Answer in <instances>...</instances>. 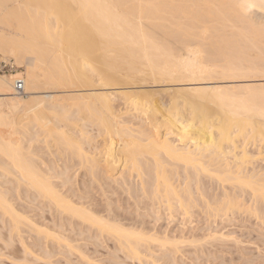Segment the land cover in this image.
<instances>
[{"label":"bare ground","instance_id":"1","mask_svg":"<svg viewBox=\"0 0 264 264\" xmlns=\"http://www.w3.org/2000/svg\"><path fill=\"white\" fill-rule=\"evenodd\" d=\"M24 1L22 0L21 2V0H0V50L6 49L10 52H14L15 50L21 49L24 46L23 42L25 43L26 39L28 38L32 39L33 37H36L37 38L36 47L40 50L42 58L41 60L40 59L37 60L35 69L27 71V87H28L27 94L39 95L42 93L41 91L43 89L45 90L47 88L48 89L51 88V90H53V92L56 94L45 95L46 93L44 94L43 92L42 93L43 95L40 96L36 95L37 97L34 96L35 97L34 100L31 101L30 99L29 101L25 100L22 104L14 99L7 100V97L12 95V92L15 89L13 88V84L15 85L16 80L19 79L22 80V78L17 79V76L21 75L22 73L17 75H12L11 78L0 77V125H2L4 128L5 125L7 126L9 125L10 129L14 127V125L16 126L17 123L15 124L13 120H10V116L12 112L15 113L16 110L20 108L24 113L23 121L25 122L26 120L28 124L27 127H26L27 124L26 125L23 124L24 127L22 126L23 128L26 127L25 130L26 132L24 133L23 138H21V142L24 144V146H22L23 144H20L21 142L20 143L17 142L19 140L18 137H16V139H18L17 141L13 140V136L17 134L16 133L17 131L15 132L14 128L8 131L7 133H5L3 129H0L1 131H4V133L0 132V146L1 143H3L5 145L2 146L8 145L7 146L8 149L10 148L9 149L10 151H7L6 147L1 146L0 151L3 152V150L5 149L6 153L4 154H6V156H8L9 153L8 157L10 158L12 157V159L15 157V159L12 160L14 161L12 163L13 164L12 167L6 164L8 167H10V169L7 168L6 166L5 168L6 171L2 169L1 171L3 172L0 171V231L9 228V219L11 215L13 214L17 216L19 215L18 214L19 208L16 206V203L19 202V204L21 203L20 205L24 209L23 212H25V215L24 214L21 215V219L23 218V216H25L22 221L25 224V225L23 224V227H26V229L24 228L26 236L22 237L23 238L22 241L23 240L30 241L33 240L34 238L35 239L37 238L35 241L38 242V240L42 238V235L43 236L46 235L49 238L47 237L48 239L45 241L48 242V240H50V235H51V238H53L54 240L51 239V242H48V244L49 243L53 244L55 241H57L58 244L61 241V239L60 240L58 239L63 237L62 240L65 239L66 242H64L65 241L64 240L63 241L64 243L62 244H66L68 242L71 243L68 244L70 246H68L67 244L66 245L68 247H71L73 245L72 242L75 240H76L75 242H78V240L83 241V238L85 237H86L85 240L87 239V237L89 240L91 234L92 233L94 234V232L91 233V230H94L96 227H97L96 229H98V227L101 226L99 230L101 229L100 235L102 236V233L106 232V230L104 229H103L104 231L102 230V227L106 226L108 227V229H110L113 232V234H111L112 232L110 231L112 238L115 237L113 235L117 236L116 238L118 240L114 238V241L116 239V245L117 242L118 244L123 242L122 245L126 246V247L125 246L122 247V245L119 246L120 248L122 247L120 251L124 250L127 253V254L124 253L123 256L126 255L127 257V255L130 254L128 255L130 259L134 257H136L134 259L137 258L142 259L144 257L142 256L143 251L141 253L139 252L140 247L142 246H140L137 243L138 242L140 243V241H142V243L144 241L153 242L155 236H153L154 237L153 238L152 235H157L156 237H158L157 233L150 234L151 231L149 230H152L153 232L154 231L153 227L151 226L152 228L148 230L150 232L149 233L144 226L146 230L145 233L148 234L147 236H149L150 234L151 235L150 237L146 236V234L143 232L145 231L144 229L138 231L143 227L137 228V230L136 227L134 228L135 230L131 227L132 230H130L131 228H127L125 227V225L116 222L113 219V217L110 219L107 218V216L105 217V216L97 215V213L95 212L100 210L96 209L94 212V209L93 208L91 209V207L94 206V205L90 206V202H92L91 199L90 202L89 201L86 202L83 198L84 197L83 195L82 197L81 195L76 194L75 192L82 193L83 191L85 192L86 190L90 192V190L93 187L94 188L98 187L97 189L99 188L101 189V187L105 188L106 187L105 184L109 185L108 180L110 179V181H113L115 183V186L121 184V186L118 185L117 188L119 189L120 187L121 188L120 190L124 189V191H126L125 193H127L128 195L131 194L130 196H132V198L135 197L136 200L139 198L137 196L147 198L146 197L147 195L144 196L143 194L145 193L146 190V188L143 187V184H142L143 188H141V182H140L141 179L139 172H138L137 180L140 179V181L138 182L140 185L139 186L140 190L138 188L135 189L134 187L135 181H133L134 173L132 174L133 176L132 177L131 173L128 172V169L130 168L129 166L134 165L135 167V165H137L135 164L136 159L139 158L138 157L136 158V156L134 155L138 153V151L143 152V149L145 150V152L143 153L140 152L143 154L140 155V158H142L141 160L144 159L143 157L145 155H146L145 157H147L149 153L147 158L149 160L153 159L155 162L157 161L158 158V157L156 158V156H158L159 154L153 153V151L155 152L157 150L156 148L160 147L161 144L164 143V145L168 146L170 149L169 152H173L172 150L175 151L176 147L171 146L170 139L168 137L170 136L169 133L163 135L164 140L161 143V141L158 140V138L156 137L157 131L155 132V130L157 129V127H159L157 124H162V122L166 124L167 123L170 124L171 125L170 127H173L172 122H174L175 123L174 125H176L177 127L178 117H175L174 115L179 114L181 112L182 113L185 112L183 111V106L186 107V104L188 102L189 105L187 104V107L188 106L189 107L188 109L186 108L187 113L185 114L184 117H182V121L187 123L185 125L180 126V129L186 131L195 130L199 132L200 131L199 127L201 126L203 128L202 131H204L203 133V136L205 137L204 144L205 142L207 144L206 145L194 144L189 146L186 145V147L182 145L183 148L180 147L179 150H176L177 152L179 151V153H183L184 150L189 155L194 154L193 156H197V157L199 156V158L204 156V153H206L207 157L208 155L210 157L211 155H217L218 157L217 156L215 157H217L220 160L222 159L223 165L226 164L227 166L228 164L229 166L231 165V162H228V159L232 157L234 160L232 164L234 162H237V164L235 163L234 165L235 166L238 165L237 168L238 169L241 168L242 171H243V167L245 169L244 171H246V166H248L247 164H249L250 167L256 164V162L253 163V159L254 161L257 160H255L254 156L252 158V155L250 157L249 156L250 154L248 153L249 154L248 155L247 151L245 152L244 150H242L243 152L241 151L242 152L241 154L240 153L237 154L236 149L235 152H233L234 149H232L233 148L232 146H230L232 148L229 147L227 150L224 149V151L222 152H220L218 149L223 147L222 142L229 141L233 136V133L234 132L237 133V131L240 133L241 132L244 133L245 130H249L251 132L254 131L259 133V135H261L262 138H264V86L256 87L253 84H247L249 82L256 81L255 79H257V77H262V78L264 77V65H263L264 48L262 47L260 48V46L264 47V26L255 24L256 19L251 18L250 16L247 15V10L249 7H255L256 9L260 10L262 14H264V0H40V2L38 0H37L38 2H36V0H34L35 2L32 0H28V3L27 0ZM61 22L64 24V26L63 25L59 26V23ZM236 22L239 23V25L236 27V29L231 30L230 27L232 26L233 23ZM59 30H61V32H59ZM68 33H69L68 36L71 37V39H69V37H68L69 40L67 39L68 40L67 42H69V47L67 52L71 54L69 55V57H71L72 55L73 56L71 57L72 59L71 58L69 59L68 57L67 60H69L70 62L68 63L67 61L68 64L67 63L65 64V62L63 61L59 62V60L56 59L53 60L52 58L54 56H47L46 52H49L51 50H52L51 52H55L57 46L59 47L63 46L62 42L64 41L66 42L65 37H67L66 35ZM254 34L258 35V37L255 36ZM55 35H56V39H60L59 45L57 44L50 45L49 43L43 42L42 40L38 41V39H42V37L48 38V36H50V38L55 40L53 38L55 37ZM251 35H253L254 38ZM247 37H250L252 40L255 39V41L257 40V42L260 41L259 39L262 38L260 43L263 42L262 43L263 45L262 44L260 45L259 42L257 44L255 41H252V43L250 44L251 41L248 42L249 40ZM245 42H248L246 43V45H248L246 46V48L249 47L250 45L252 46V44L255 42L254 44L256 46H254L253 44L254 47L253 46L252 47L256 52L258 49H260L258 55L262 56L260 57L261 59H258L259 57H257L258 55H256L257 59L260 61H255V56H250L251 54L255 55V53H250V54L247 53L248 52L246 51L247 49L245 50V47H243L245 46ZM193 46H196L197 49H192L191 47ZM255 47H257V50L255 49ZM202 53H205V55L208 54L207 57L210 55L212 59L209 56L210 58L208 57L206 58V61H204L205 60L204 58L206 56L204 58H202L201 56H200L201 58L199 57V55ZM249 56L254 58L251 59ZM219 59L221 63L222 61H225V63L223 62V64L226 65L227 72L225 73L226 74L228 73L229 77L231 76L229 79L232 82L229 83H232V86H230L229 88L220 85L221 84L220 82H212V81H210L209 83H200L207 86L198 87V89L197 88L189 89V87H187L188 89L186 87L177 89L174 87V86L178 87L180 85L181 86L187 85L189 82L192 83L196 82V84H198L197 82H204L205 80H207V77L205 79L204 75L209 77L210 73L213 72L212 71L213 68L209 67L208 62L212 60L214 61L216 60L215 62L219 63ZM253 59L254 62L256 63L261 62L262 66H260L261 63H259V65L258 64L255 65L252 62ZM36 70H38L39 72ZM89 72L91 73L93 72L92 75L89 74ZM151 82H152V86L155 85L153 83L156 84L158 83L159 85L161 84L160 86L163 87L161 88L162 90L160 89L161 93L162 92L166 93L164 91H168V92L171 91L172 93L173 91L175 95H177L180 92H189V96H192L194 94L193 99L195 98V96H197L196 94L201 93L200 95L202 97H200L201 99L198 98L199 100L196 99L197 101L195 99L193 100L191 97L189 98L188 93H187L188 98L185 97L184 99L182 97L183 100L182 99L180 100L182 103L180 101H179L180 103H178V105L180 104V106L182 104V109L175 111L179 107L176 109L173 108L174 115H172L173 113L172 114L170 113L172 116H174V120L168 118V116L170 117L169 113L166 112L167 114H163L162 113L163 111L159 109L160 107H158L157 103L156 106V104H154L153 101H150L148 103L146 102V104H150V107H152L151 108L152 110L149 109L151 110L150 111L151 114L149 117L150 119H152V123L156 124L155 127L156 129L154 128L155 130L152 131L151 129L146 128L148 125L150 126V123L149 124L146 123L147 125L144 123L146 122L145 119L143 118L144 116L143 117L140 116L141 118L140 119L136 115L137 113L136 110L138 109V108L136 109V106L139 105V103H141L140 101H143L141 100V97L138 98L139 103L134 104L136 105L135 106L136 110L133 108L131 110L128 109L132 113L131 115V113L129 112L131 117L128 116V113H127L128 116L127 117L125 115L126 114L125 111L127 112V109L125 108L126 110H124V108L121 107L122 106L121 100L124 97H128L129 100L130 96H132L133 98V94H135L134 97H136V94H138L139 96V92L141 90L143 92V88L145 89L144 85L147 84V86H149L148 84ZM183 82L187 84H183ZM40 83H43L44 87H39ZM98 83L99 85H96ZM234 83H243V84H234ZM152 86L150 85L149 89ZM149 89L146 88V90L150 91ZM96 91H100V93L97 92L98 95H96ZM190 92L192 94H190ZM145 95L144 97L142 95V99L143 98L146 99ZM116 98H119L120 100V101L119 100L116 101L118 102V104L114 101V99L116 100ZM124 100H126L125 102L127 103L129 101H133V100L128 101L126 98H124L122 101ZM136 101L135 103L138 102ZM113 103H115L116 105ZM125 104L126 103H124L123 106ZM175 104L172 107H177L176 106L177 104L176 105ZM125 106L128 107L129 104L128 106L127 104ZM6 110L8 111L12 110L11 114H9L10 111L8 112ZM7 112L10 115L9 118L8 115L6 114ZM60 112H62V114L65 113L62 115L63 117L65 115V117L63 118L61 116V119L63 118L69 121V124L66 123L67 121L66 122L63 121L64 123L62 121H59L58 123L62 125L58 126L57 125L58 123L57 124L55 123L57 121V119L55 118L57 117L53 118L55 119L54 121L51 120L50 119L51 117L49 118L48 116L49 120L53 121L58 126V127H53V125L55 124L52 122L53 125H50L52 123L51 121H47L48 119L47 115L48 114L50 115L52 113L58 114ZM67 112H69V114ZM94 112L96 115H99V117L97 116L98 118L96 117L97 119L94 116ZM79 113L81 115H83L84 113L87 114L90 113L89 115H91L92 113L94 118L89 117L91 119H88V121L91 123L87 122L86 119V121L84 120V123L86 122V125L85 124L81 125L79 124V121L81 120L83 121V118L80 116ZM141 113H139V115ZM12 117L14 116H11V118ZM87 117L88 116H86V118ZM212 118H214V120H212ZM59 119L60 117L58 118V120ZM97 120L99 123L97 122ZM137 120L138 122H136ZM82 121L81 123H83ZM43 122H45V125L49 124L50 127L52 126V128H57L55 130L53 129L54 130L53 131L52 128L48 126V128L51 131H53L52 133H54V134L50 133L49 135L52 136L55 135V133H57L56 130H58L56 136H58L59 138L58 137L56 138L60 139V142H55L54 139L52 138V140L54 141V143L51 141L53 145L56 143L63 144L66 142L65 144L67 146L64 144L63 145L60 144V145H62L64 148H67L68 147L67 143L71 139L74 140V142L73 143L69 142L70 143L69 146L71 144H72L71 146H73V144L75 146V143L76 145L78 144L77 145L78 147L75 146V148H78V151L73 146V149L76 150L78 153L76 151H73V149H71L72 148L71 146H70V150L68 149L69 147L67 149L70 152V154H72V151L74 152L73 157L76 160H77L76 157L79 158L77 160L79 161L78 162L79 164H77V161L76 164L73 163L72 160L74 159L73 157H71L72 159L71 158L66 160L63 159L64 158L63 154L66 151L63 154L59 153L58 152L60 150L59 147L61 146L57 147L56 150L55 148L50 149L51 147L50 142H46L49 135H47L46 132L44 133V131L47 130L49 131V129L46 128L47 130H45L44 127L40 126L41 123ZM87 123L91 125V126L89 125V127H91V130L87 129L88 127ZM92 124H96V125L92 126ZM38 125L44 131L42 129H39ZM9 127H7V129ZM59 129L61 130L59 131ZM22 133L20 134L23 135ZM45 134L47 137H45ZM157 134H159V132ZM59 135H61L62 137ZM41 137H44V139L47 138L45 139L46 141H43ZM101 137L104 140L103 144L106 150V153H104V155L106 154L105 156H108V159L110 161L109 162L110 165L108 164V166L112 167V170L110 171H116L117 169L118 170L121 169V172H118L117 170L118 174L120 173L119 174L120 179H115V178L113 179L111 178V176L108 177L107 174H105L108 173L105 172L106 170L104 168V163L107 161V159L105 161L104 158L103 164H101L103 159L102 160L97 159L99 158V156H97L98 151H99L98 155L102 154L99 148L103 141L101 140L102 142H100L98 139ZM49 138L51 137L49 136ZM68 138L69 140H67ZM97 139L101 144L97 142ZM43 142L46 143L44 147L49 149L50 151V154H48L49 153L48 150L46 152L48 154V157L43 156V154L46 155V153H43V151L45 150V148L43 150V146H42ZM190 146L193 149L189 148ZM52 147H56V146L54 145ZM150 147L151 148L154 147V150H152ZM101 148L103 149V147ZM148 148L151 149L150 152H148L149 151ZM161 149L164 148L161 147ZM53 150H55L57 156L56 154H54L55 152L54 153L52 152ZM62 151H64V149ZM169 152L168 154H171ZM10 154L12 156H10ZM59 154L60 155L62 154V156L60 157ZM75 154H77L78 156ZM49 155H51V157L55 156L53 158L56 161H49L50 160ZM64 156L67 157L68 155L67 156L64 155ZM96 156L97 158L95 159ZM44 157H47L49 160ZM56 157L58 159H56ZM170 158L175 161V158L172 156V154L170 155ZM61 159H63V161L65 160V162H63ZM251 161L253 163L252 165L250 164ZM80 162H82V164ZM197 165H199L201 169L203 168L200 164L197 163ZM239 165L242 167H240ZM2 166L5 167V162H2ZM261 166H264V164ZM261 166H260L261 170L264 169ZM4 167L0 166V168L3 169ZM249 168H247V172H246L247 174L243 171L245 175L248 176L249 174L250 176V171L253 172V175H255L254 172L256 168L254 169V171H253V166L251 167L252 170L251 168L250 169ZM201 169H199L200 172L197 171L198 172L197 175L200 174L201 171H203ZM257 169H259V167H257ZM71 170H75L72 172L75 173V174L73 173V175L76 176V178L80 175V177L84 179L83 180L84 184L81 183L82 181L81 182L79 181L80 184H77L78 181L76 180V178L72 174H70ZM131 170L133 169L131 168ZM149 170L150 168L147 171ZM205 170L206 169H204V171ZM156 171H158V169ZM232 171H234V169ZM259 172L261 176H263L261 178L264 179V173H261V171ZM182 173L186 174L187 171ZM238 173L237 174L235 173L237 175L236 177L240 176V175L238 176ZM244 173L241 174L244 175ZM255 173L257 174L258 172ZM143 174L144 173H142L141 175ZM146 174L150 175V172ZM193 174H195V171L193 172ZM71 175L73 176L72 178H74V180L71 179ZM258 176L260 177L259 173L256 177ZM185 177H187V174ZM256 177L252 178L251 175L252 178L251 181L254 182L253 179H255ZM188 179L189 177H187V179L185 178L186 181ZM193 179L191 182H193ZM239 179L241 178L239 177ZM147 180H145V184H147L146 183ZM155 180L156 182L153 181V183H155L154 184L155 187L153 188L156 187L157 188L152 189L151 186H153V184L150 185V188L152 190H156V192H154L153 194L157 196V194L159 193L157 192V189L160 185L158 186L157 178ZM258 180L261 181L259 183H264L262 182L261 179ZM71 181H73L72 183L76 182L74 184L79 185L82 187V189L85 188L86 190L85 189H83V191H81V189L75 190L74 186H73L74 189L71 188L72 187V185L70 184ZM142 181H144V179ZM195 181L199 182V179ZM251 181L246 182L245 180L244 183L247 184L246 185L244 184L245 186L243 184L241 185L245 188L246 186L249 188L248 185L250 184L248 183L249 182L251 183ZM150 182L152 183V180ZM187 182H184V184ZM255 182L258 183L257 180ZM197 183L195 185L200 184ZM81 184H83L84 187ZM137 184L135 185L136 187H138ZM164 185L163 186L166 188L165 190H167V187L170 189L171 192L170 194L172 195V197L176 196V198L177 197L179 198L180 197L179 194L181 195V193H183L184 195L186 194L187 197L186 195L181 196L179 200L186 199L185 200L186 204L189 203V201L191 202L194 201L195 194L193 195L192 186L190 184L189 185L191 186V188L187 190L185 189L186 190L185 193L183 191L184 189L182 190L183 192L181 193L178 192L176 189H174L173 188L174 184H171V182L169 183L165 182ZM262 185L263 187L259 186V189L261 188L263 191L264 184ZM147 186L149 187V185ZM201 187H199V185L196 186L197 190L199 188L201 189ZM66 188L69 189L67 190ZM238 189L236 188L235 190H237V192H240L241 190ZM152 190L151 192H153ZM224 190H226L225 187ZM251 190H253L254 192L256 191L253 188ZM226 191L228 192L229 190ZM214 192H216L215 186H214ZM244 192L246 191H243V193ZM196 194L199 195L198 191ZM222 194H220V196H222ZM235 194H239V193H235ZM244 195L246 194L244 193L243 196ZM252 195L249 196L251 197L249 200L247 198V202L242 200L244 204L241 201V199L243 198L241 197L236 198V199H240V198L241 199L234 200L233 202H231L232 204L231 207L235 209L237 208L236 210H240V211L244 210L246 211L247 214L249 213L250 215L255 216L256 217L255 219H257V217L259 219L261 216L262 218H264L263 216L264 196H262L264 195V193H259L257 196L255 193ZM158 196L161 197V194ZM200 196H201L200 198H202L203 195L200 194ZM224 196L226 195L224 194ZM178 198L176 200H178ZM164 200L167 201L166 198L163 199V202ZM197 200L198 199L196 198V201ZM35 201L38 203V205L42 204L41 207H39L37 203H35L40 208L39 210L37 206H36L37 210H35L34 208ZM156 202H158V200H156ZM159 202L162 203L160 199ZM199 202L201 203V201ZM245 203H249V206L247 204L246 206ZM179 204L180 206L178 207L181 208V205L183 206L184 203H178V205ZM197 205L195 204L194 207H196ZM31 207H33L35 212L36 211L38 212L40 210L45 212L48 209L49 211L47 210V212L51 214L50 219L45 218V216L41 219L36 217V219L38 218L39 220L34 219L35 217L31 213L34 214L35 212L34 211L31 212L32 209ZM41 211L39 213H42ZM44 212L42 213V215H38V216L40 217L43 216ZM115 216L118 217L117 215ZM137 223L135 225H138ZM95 224L99 226H96ZM91 227L93 229H91ZM42 230H45V232H43ZM99 230H97L98 236H99ZM23 232L24 231H22V233ZM48 232L49 233L52 232V233L49 234ZM140 232H143L144 235L143 233ZM154 232H158V231H154ZM24 234H22L21 236H23ZM72 234L75 235L76 237L75 236L71 237ZM85 234H88L89 236H83ZM105 234H107L108 236L107 232ZM162 234L163 235L159 233V236H161V238L166 237L167 239L165 238L163 241L159 237L158 239L156 238L155 239L157 240L158 244L160 241L161 244L164 242L165 246H167L166 245L167 242H165L166 240H168L167 233L165 237H163L164 233ZM46 236L43 237V239H45ZM93 236L92 238L97 237V236L94 237ZM54 237L55 238L57 237V239H55ZM80 237L83 238L81 239ZM72 238H74L72 242H69V240L71 241ZM92 238L91 240H93ZM156 240H154V244ZM10 241H11L10 243L14 242L12 239ZM40 241L41 240H39V243ZM105 241L108 242L109 239L108 241L107 240ZM172 241L170 242L169 240L167 244L169 245L170 243L171 244L170 246H173L174 244L175 247L174 246L173 247L175 248V250L173 252L168 250L167 255H169V253L171 255V252L174 254L175 252L176 254L177 253L179 254V252H181L180 247L184 245L182 240L181 242L179 240H177V242L175 241L176 243L179 244H175L173 243L174 241L173 242ZM22 243H24V246H26L25 245L26 242H22ZM187 243L190 242L188 241ZM196 243L197 242H194L193 244L195 248L197 247L195 246ZM41 244L43 243H40V245ZM46 244L47 243H45V245ZM59 244H61V242ZM165 246L162 245V247L165 249L169 248ZM125 248L127 250H125ZM146 248L149 249L148 246H146ZM78 249L80 250V253L83 252V251L81 252L80 247L74 250L76 251ZM143 249L145 250V248ZM28 250L29 249L25 251ZM47 253L45 255L51 254V253L50 254ZM149 253L151 252L149 251ZM114 254H116V252ZM85 255L86 254L84 253L83 258ZM116 256H118V254ZM148 256H152V255H147V260H149ZM87 257L88 255H86V259ZM128 259H123V260H128Z\"/></svg>","mask_w":264,"mask_h":264},{"label":"rangeland","instance_id":"2","mask_svg":"<svg viewBox=\"0 0 264 264\" xmlns=\"http://www.w3.org/2000/svg\"><path fill=\"white\" fill-rule=\"evenodd\" d=\"M32 1H34V0H32ZM32 1H30V2H32ZM38 1L40 2V0H38ZM38 1L36 0V2H38ZM21 2H22V0H21ZM27 3H28V0H27ZM247 15L250 16L251 18H255L256 19L255 24L264 26V14H262V12L260 10L256 9L255 7H249L248 10H247ZM62 25L64 26V24L62 22L59 23V26H62ZM238 25H239V23H237V22L236 23H233L232 26L230 27V29L231 30H234V29H236V27ZM62 29H63V27H62ZM59 32H61V30H59ZM68 35H69V33L66 35L67 37H65L66 38V42L65 41L62 42V45L63 46H61V47L57 46V45L60 44V39H56V35H55V37H53L55 40H53L52 38H50V36H52V35H50V36H48V38L47 37L46 38L45 37L43 38L41 36L42 39H38V41L39 40H42L43 42H47L50 45L51 44H57L56 45L57 46L56 47V51L55 52H51L52 51L51 50L49 52H46V55L47 56H54L52 58L53 60L56 59V60H59V62H62L63 61L66 64L67 61H68V63L70 62L67 59H68L69 55H71V54H69L67 52L68 51V47H69V42H67V41L69 39H71V37H69ZM254 35L258 37V35H256V34H254ZM247 36H250V35H247ZM251 36L253 37V35H251ZM68 37H69V39H68ZM247 38L249 40L248 42L251 41L250 44L252 43V41H255V39L252 40L250 37H247ZM261 39H259L260 40V41H258L259 43L261 42ZM36 42H37V38L36 37H33L32 39L31 38H28V39L25 40V43L23 42L24 46L21 49L15 50L14 52H10V51H8L6 49L5 50H0V61L5 62L6 64L9 65V70L7 72H0V77H8V78H11L12 75H17V74H21L22 73L21 75L17 76V79L18 78H22V80L24 81V84H25V86H24L25 87L24 92L18 93L14 89V91L12 92V95H10V96L7 97V100L14 99V100H17L19 103L22 104L25 100L26 101H29V99H30V101L31 100H34V98H35L34 96L37 95V94L36 95H34V94L33 95L27 94V89H28V87H27V71L28 70L35 69L37 60H39V59L41 60V58H42L41 53H40V50L36 47ZM248 42H245V46H243V47H245V50L247 49L246 51H248L247 52L248 54L255 53V55H253V54L250 55V56H255V61H260L258 59H261L260 57H262V56L258 55L260 49L257 50V47L259 45L257 47H255V49L257 50V52L253 48L254 46H256L254 44L255 42L258 44L257 40L253 43L254 46L252 44L253 47L249 44L253 49L250 46L246 48V46H248V45H246V43H248ZM262 43H260V45ZM243 45H244V43H243ZM261 47L264 48L263 46H260V48ZM191 48L192 49H197L196 46H193ZM207 55H205V53H202V54L199 55V57L201 56L202 58H204L206 56L204 58L205 60L203 59L204 61H206V58H208L210 56L209 55L207 57ZM256 55H258L257 56V57H259L258 59H257ZM71 57H69V59ZM250 58L252 59L254 57H250ZM211 59H212V57H211ZM212 61L215 62L216 60L215 61L212 60ZM212 61L208 62V65H209V67H212L213 68V70H212L213 72L210 73V76L209 77L204 75L205 79L207 77V80H205L204 82H197L198 84H196V82H193L194 84L192 82H189L188 84L185 83V82H183V84H187V85H182V86L180 85L178 87H176V86H174V87L177 88V89L178 88H184V87H186V88L189 87V89L190 88L191 89L192 88L193 89H195V88L198 89V87H206L207 86V85L200 84V83H209L210 81H212V82H220L221 83L220 85H222L224 87H228V88L230 86H232V83H229V82H232L229 79L231 76L229 77L228 76L229 74L228 73L227 74L225 73V72H227L226 71V65L223 64V62L225 63V61H222V63L220 62V59H219V63H216V62L213 63ZM217 62H218V60H217ZM252 62L255 65L256 64L259 65V63H261V62H259V63L258 62L257 63L254 62V59L252 60ZM215 65H217V66H215ZM214 66H215V68H214ZM260 66H262V63H261ZM36 71H38V70H36ZM92 73L89 72V74H91V75H92ZM38 74H40V73H38ZM263 78L262 77H257V79H255L256 81L249 82L247 84H253L256 87H258V86H264V79ZM258 79H259V81H258ZM13 80H14V78H13ZM153 84H155L157 86H155V85L152 86V82L148 84L149 86H147V84H145L144 85L145 86V89L143 88V92L140 89L141 91L139 92V96H138V94H136V97H134L135 94H133V98H132V96H130L129 97L130 98L129 100H133V101H129L128 100V97H124L130 103L129 102L128 103L125 102L126 100L122 101L124 98L121 100V102H122L121 103V105H122L121 107H123L124 110L127 109V112L125 111V113H126L125 115L127 116V113H128V116L131 117L130 116V113H131L130 110L132 108L135 109V106L136 105H134V104H138L139 103V99L138 98L141 97V100H143V101H140L141 103H139V105L136 106V109L138 108L137 110L135 109L137 111L136 115L139 118H140V116L141 117L144 116L143 118L146 121L144 123L145 124L146 123H148V124L150 123V126L148 125L146 127V125H147L146 124L145 127L148 128V129H151L153 131V130L156 129L155 128L156 127V124H153L152 123V119H150V117H149L150 114H151L150 111L152 110L151 109L152 107H150V104H146V102L148 103L150 101H153L154 104H156V103L158 104V107H160L159 109L161 111H163L162 112L163 114L169 113L170 117L167 115L169 119L174 120V116L175 117H178V120H177L178 122L176 121L178 123L177 124V127H176V125H174L175 124L174 122H172L173 123L172 124L173 127H170L171 126L170 124L167 123L168 124L167 125L166 123H163V122H162V124H157L160 128L157 127V129L155 130V132L156 131H157V133L159 132V134L156 133V135H157L156 137L158 138V140L161 141V143L164 140L163 135L169 133L170 136H168V137L170 139L171 146L172 147H176V149L173 148V149H175V151L176 150H179L180 147H182V148H183V146L186 147V145L189 146V145H194V144H201V145L204 144L205 137L203 136L204 131H202L203 128L201 126L199 127V130H200L199 132H197L195 130H188V131H186V130H181L180 129V126L185 125L187 123V122L182 121V117H184L185 114L187 113L186 112L187 111L186 108L188 109L189 106L187 107V104L189 102L186 104V107L183 106V111H185V112H183V113L181 112L179 114L174 115V109L173 108L176 109V108L179 107L175 111H178V110L182 109V104L180 106V104L178 105V103L181 102L180 101L181 99L183 100V98L185 99V97L188 98L189 92H180L177 95H175V93L173 91H172V93H173L172 94L171 91L168 92V91H164L163 90L166 93H163V92L161 93V90H162L161 88H163L162 86H160L161 84L160 85L158 83L157 84L156 83H153ZM234 84H243V83H234ZM96 85H99V83L96 84ZM150 85L152 87L149 89ZM158 85H159V87H158ZM234 86H236V85H234ZM39 87H44L43 83H40L39 84ZM13 88H14V84H13ZM146 88L149 89L150 91L146 90ZM199 89H201V88H199ZM34 91H37V90H34ZM144 91H145V93H144ZM152 91H154V92H152ZM41 92L42 93L44 92V94L46 93L45 95H48V94L49 95H54V94H56V93L53 92V90H51V88L50 89L47 88L45 90L43 89ZM97 92L100 93V91H96V95H98ZM108 92H111V91H108ZM42 93L39 94V95H37V96L43 95ZM187 93H188V96H187ZM179 94H181V95H179ZM190 94H192V93L190 92ZM200 94H196L197 96H195L194 99L195 100L196 99L197 100L201 99L200 97H202V96ZM100 95H102V94H100ZM142 95H143V97L145 95L146 99L145 98L142 99ZM177 96H178V98H177ZM190 97L193 99L194 94L192 96H189V98ZM134 98H136V99H134ZM174 98H175L176 101L174 100ZM118 100H119V98H116V100L114 99L115 102L118 101ZM147 100H149V101H147ZM135 101L137 103H135ZM173 102H175L177 105L175 103H173ZM116 103L118 104V102H116ZM124 103H126L127 106L129 104V106L126 107L125 106L126 104L123 106ZM113 104H115V103H113ZM157 104H156V106H157ZM174 104L177 107H172V106H174ZM205 104H206V102H205ZM210 106H212V105H210ZM210 106H209V108H210ZM88 107H90V106H88ZM128 109H130V110H128ZM149 109H151V110H149ZM6 111H8V110H6ZM9 111H8L9 114H11L12 110H9ZM8 112L6 114L8 115V118H9L10 115L8 114ZM15 113L12 112L13 115L11 114V116H14L15 118L14 117L11 118V116H10V120H13L14 123L15 124L17 123V124H16V126L14 125V127H12L11 129L14 128L15 132L17 131L16 132L17 134H15L13 136V140L14 141H17L19 139L17 142L20 143L21 142V138H23L24 133L26 132L25 130H26V127L28 126V124H27L26 120H25L26 123L23 121L24 120V117H23L24 113H23V111H22L21 108L18 109V110H16ZM60 113H61V115H60ZM60 113H58V114L55 113L56 115L54 113H52L50 115L48 114L47 115V118L49 116V118L51 117L50 119L51 120H54V121H55V119H57V121L55 122L56 124L59 121L66 122L67 120L63 119L65 117V115H64V117L62 116L65 113H63V114H62V112H60ZM67 113L69 114V112H67ZM92 113H91V115H89L90 113L89 114L84 113L86 115H84V114L81 115L79 113L80 116L83 118V121L81 120L83 123H81V121H79V124H81V125L82 124H85L86 125V122L84 123V120L86 121V119H87V122H89L88 119L94 118V116H95V118L97 116L99 117V115H96L95 112H94V116H93ZM139 113H141V114L139 115ZM170 113L171 114L173 113L172 115H174V116H172ZM131 115H132V113H131ZM61 116L63 117L62 119H61ZM86 116H88V117L86 118ZM135 116H133V117H135ZM55 117H57V118H55ZM59 117H60V119L58 120ZM89 117H91V118H89ZM49 118L47 119V121H51V120H49ZM53 118H55V119H53ZM150 120H151V122H150ZM212 120H214V118H212ZM47 121H45V122H47ZM90 121H92V120H90ZM181 121H182L183 124L181 123ZM45 122H43V123H41V125L40 124L39 125L42 126V127H44L45 130H47V129H49L48 128L49 124L48 125H45ZM52 122L53 121H51V123ZM97 122H98V120H97ZM136 122H138V120ZM53 123L50 124V125H53ZM66 123L69 124V121H67ZM89 123H91V122H89ZM179 123H180V125H179ZM23 124H25V125L27 124L25 128H23L24 127ZM56 124L53 125V127H58L59 125H62V124L58 123L57 124L58 126H57ZM96 124H92V126L93 125H96ZM39 125H38V128L39 129H42V128H40ZM87 125L89 127L90 124L87 123ZM153 125H155V126H153ZM1 126L2 125H0V129H3L5 131V133H7L8 131L11 130L10 127H9V125L8 126L5 125V128L3 126L2 127ZM6 126L9 127L8 128L9 130L7 129ZM174 126H175V128H174ZM88 127H87V129L91 130V127H89V128ZM50 128H52V126ZM53 129L55 130L57 128H52V130ZM60 130L61 129H59V131ZM4 131H1L0 130V132H3V133H4ZM53 131H51L49 129V131L48 130L47 131H44V133L46 132L47 135H49L50 133L51 134H54V133H52ZM245 131H244V133L243 132L240 133L238 131H237V133L234 132L233 133V136H232L233 138L231 137V139L229 141L222 142V146L223 147H221L218 150L220 152H222V151H224V149L227 150L230 146H232L233 148L232 147H230V148L234 149L233 152H235V149H236V153L237 154H239V153L241 154L243 152L242 150H244L245 152L247 151V154L249 153L250 155L249 154L248 155L250 157L252 155V158L254 156L255 160H257V161H254V159H253V163L256 162V164L252 165L253 164L252 161L250 162V164L253 166V171L256 168L255 169V172H258L259 175H260V177L259 176L256 177L258 175V173L256 174L254 172L255 175H253V172H251V171H250V176H249V174H248V176L245 175V173L247 172V168H249L250 165L247 164L248 166H246V171H244L245 169L243 167V171L245 172L244 173L242 171V169L240 168V167H242V166H240L241 164L239 165L240 166L239 167L240 169L237 168L238 165H236V166L234 165L235 163L237 164V162H234L232 164V162L234 161L232 157L228 159V162H231V165L229 166V164H228V166L230 167V169L234 167L233 168L234 171H232L233 169L230 170L229 167L226 164L223 165L222 159L221 160L218 159L217 158L218 157L217 155H211V157L208 155V157H210V158L213 157L212 159H210V158L207 157L206 153H204V156H202L200 158H199V156L198 157L197 156H193L194 154H192V155L190 154L189 155L184 150H183V153H179V151L178 152L177 151L175 152L174 150H172L174 152L173 153V152H169L170 151L169 147L166 146V145H164V143L161 144L160 147H157L156 148L157 150L155 152L153 151V153H157V154L160 155V156L159 155L156 156V158L158 157L156 162L153 159L149 160L147 158L148 155H149L148 152H150L151 149L154 150V147L153 148L150 147L151 149L148 148L149 151L146 150V151H148V152H146V153H148V155H147V157H145L146 156L145 155L143 157L144 158L143 160H141L142 158H140V155H143L142 153L145 152V150L143 149V152L140 151L142 153H140L138 151V153H136L134 155V156H136V158L137 157L139 158V159H136V163L135 164H137V165H135V167H134V165L133 166H129L130 168L128 169V172L131 173V176L134 173L133 174L134 177L133 176L132 177L134 179L133 181H135L136 184L141 179V181H140L141 182V188H143V187L146 188L145 193H143V194H144V196L147 195L146 196L147 198L141 197V196H137V197H139L137 200H136L135 197H134L135 199L132 198V196H130L131 194L128 195L127 193H125L126 191H124V189L120 190L121 189L120 187H119V189L117 188L118 185L121 186V184H118L119 182L117 183L118 185L115 186V183L113 181H110L109 178H108L109 179L108 180V182H109L108 184L110 186L107 185V184H105L106 187L105 186H104L105 188L101 187V189L100 188L97 189L98 187H96V188L93 187L91 190L94 191V192H92L90 189H89L90 190V192H89L85 188H83V189H85L87 191V192L86 191L84 192L81 186L74 184L77 181H78L77 184H80L81 181H82L81 183H83V180L84 179L81 178L80 175H79L77 177L79 179L78 180L76 178V176L73 175L74 172H72V171H75V170H71L72 173L70 172V174H72L76 178V180H77V181L75 180L76 182H74V183H72L73 181H71V183H70L72 185L71 188L74 189V187H75V190L81 189V191H83L82 193L81 192L80 193L79 192H75V193L76 194H79L81 196L83 195L84 197L83 196L82 197L84 198V200L86 202L87 201L90 202V199H91L92 202H90V206H93L94 205L93 207H91V209L93 208L94 209V212H95L96 209L101 211V212L100 211L95 212V213H97V215H101V216H105V217L107 216V218H110V219L113 217V219L116 222H119V223L125 225V227H127V228H131L132 227L134 229L136 227V230H137V228L143 227V228H141L138 231H141L143 229L145 230V228L148 231L149 229H151L153 227L154 231H158V232H154V231L152 232V230H149V231H151V233L149 231L148 232L150 234H154V233L156 234L157 233L158 234V237L160 239H162V241L166 238L165 236H166V233H167L168 240L165 241L167 243L169 242V240L171 242L173 240V238H174V240H173L174 242L173 241L172 242L175 243V244H179V243H176L177 240H179L180 242L182 240L184 245L181 244L182 246L181 245H180L181 247L179 246L181 248V252H179V254L178 253L176 254V252H175L176 255L174 253H172L175 250L174 244H173L174 247L173 246H170L171 245L170 243H169V245L166 243L167 246H165L164 242L161 244L160 241H159V244H158L157 243V240H156V239H158V237H156L157 235H152V237L155 236V238H156L155 239L153 237L154 240H156L155 241V244L157 243L156 245L154 244V240H153V242L152 241L151 242L144 241L147 245L144 242H143L144 243L143 244L142 241H140V243L139 242L137 243L140 246H142V247L139 246L140 247V251L139 252L141 253L143 251V255L142 256H144L146 259L144 257L142 259L141 258L134 259V258H136V257H134V258H132L133 259L132 260V259H130L128 257V255H130V254L127 255V257L129 258L128 259L126 257V255L123 256L124 253H126V251H124V250L120 251V249H122V247H124L125 245L123 246L122 245L123 242L120 243V241H119L120 244H118V242H117V245H116V239H117L116 237L117 236L116 235H113V236H115L114 238H116L115 241H114V238H112V236H111V234H113V232L110 229H108V227H106V226L102 227V230L103 229L106 230V232L108 233V236H107V234H105L106 232L105 233H102V236L100 235V230L101 229L99 230V228L101 226L98 227V229H96L97 227L96 228L94 227L95 229L94 230H91V233L94 232V234L93 233L92 234L90 233L91 234V237H89V240L90 241L88 240V237L86 239L87 241L85 240L86 237L85 238L80 237L81 239L83 238V241L82 240H78V237H79L78 236L77 237L78 242H75L76 240L72 242V240L74 238H72L71 241L69 240V242H72V244H73L71 247H68V246H70L68 244H71V243H68L67 242L66 244L68 246L66 244H62L64 242H66L65 239H64L65 241L62 240L63 237H61V238L58 239V240L61 239V241H60L61 244H59L60 243L59 241H58L59 242L58 244H57V241H55L53 244L52 243H49L48 244V242H51V239L54 240L53 238H51V235H50V240H48V242L45 241V240H47L49 237L45 235L46 238L43 239V237H45V236L42 235V238L39 239V240H41L40 243H43L41 245L39 243V240H38V242L35 241L37 238L36 239L34 238L33 239L34 241L33 240H30L31 242L30 241H27V240H25V241L23 240L22 241V239H23L22 237L26 236V233H25L26 227H23L24 222L22 221L25 216H23V218L21 219V215H23V214L25 215V212H23L24 209L20 205L21 203L19 204V202L17 201L18 203H16V206L19 208V211H20V212L18 211V214L19 215L18 216L17 215H14V214L11 215L10 216V219H9V228L0 231V264H122V263H124V264L125 263L126 264H264V218H262V216H261L258 219V217H257V219H258L257 220V219H255L256 218L255 216L250 215L249 213L247 214L246 211H244V210H242V211L236 210L237 208L235 209V208L231 207V205H232L231 202H233L234 200H240L241 198H243V199H241V201L244 200L245 202H247V198H248V200L251 198V197H249L250 195H252V194L255 193L256 196H257L259 193H264V189H263V191H262L261 188L259 189V186L263 187L262 184H264V183H259L261 181L258 180V179H261V180L263 179V178H261L263 176H261V174H260L259 171H261V173H264L263 172L264 169L261 170V168H260V166L264 164V162H263L264 161L263 160L264 159V155H263L264 154V138H262V136L259 135V133H257V132H254V131L251 132L249 130H245ZM56 132L58 133V130H56ZM20 133H22L23 135H21ZM57 133H55V135H53V136L52 135H49L51 138H49V136H48V139L45 138V139H47V141L44 139V137H41V138L43 139V141L50 142V144H51V145L49 144L51 146L50 149H54L55 148V150H56L57 147L61 146L62 148L59 147L60 150H61V152H60V150L58 152L63 154L66 151L63 154V157L64 158L63 157L62 158L65 159V160L66 159H70L71 157H73V153H74L73 151H76V150L73 149L74 144H73V146H71L72 145L71 144L70 146L72 147L71 149H73V151H72V154H70V152L68 151V149L70 150V146H69L70 143L69 142L73 143L74 140L71 139L72 140L71 141V140H69V138L67 139V140H69L68 143H67L68 144V147H69V148L67 147L68 149L67 148H64L62 146L63 144L66 145L65 144L66 142L63 143V144L62 143H56L57 145L58 144L59 145L57 146L56 144H54L56 147H52V146H54L53 145L54 141L55 142H60V139H58L59 137L56 136ZM46 134H45V137H47ZM59 136H61V135H59ZM16 137H18V139H16ZM56 137H58V138H56ZM52 138L54 139V141L52 140ZM63 139H66V138H63ZM98 139H99L100 142L103 141L102 144L98 141ZM98 139H97V142H99L101 144L99 149H100V152L102 154L100 153L101 155H98L99 154V151H98L97 156H99L100 159L97 158V156L95 157V159L96 158L98 160H102L103 159L102 160V163L99 161L101 164L104 163V158H105V161L107 159V161L104 163V168L106 170L105 172H108V173H105V174H107L108 177L111 176V178H113V179L114 178L115 179H120V176H119L120 173L118 174V172H121V169H119V170L117 169L118 172H117V170L116 171H110V170H112V167L111 166H108V164L110 165V163H109L110 161L108 159V156H105L106 154L104 155V153H106L105 146L103 144L104 143V140H103L102 137L101 138H98ZM56 140H58V141H56ZM63 141H66V140H63ZM20 144H23V143L21 142ZM45 144H46L45 142L42 143L43 150L45 148L44 147ZM60 144H62V145H60ZM206 144L207 143L205 142L204 145H206ZM2 145H5V144L1 143V146ZM77 145L75 143V146L76 147H78ZM1 146H0V149H1ZM7 146L8 145L2 146V147H6L7 148L6 150L7 151H10L9 150L10 148L8 149ZM22 146H24V144ZM75 146H74V148H75ZM101 147H103V149ZM161 147L164 148V149H166V150L161 149ZM189 148H192V147L190 146ZM63 149H64V151H62ZM75 149H77V151H78V148H75ZM145 149H147V148H145ZM45 150H44L45 152L43 151V153H46L47 150L49 151V149H47V148H45ZM55 150H53L52 152L54 153ZM67 152L70 154V156H69V154ZM168 152L172 154V156L175 158V161L172 160L173 159L172 157H171L172 159L170 158V155L171 154H168ZM180 152H182V151H180ZM4 153H6L5 152V149L3 150V152L0 151V166L1 167H4V166H2V162H5L4 169L3 168H0V171H1V169L4 170V171H6L5 170V168L7 166L6 164H8L9 166L12 167L13 166L12 163L14 162L12 160L15 159L14 156H13L14 157L13 159H12V157L11 158L8 157L9 156V153H8V156H6V154H4ZM48 154H50V151H49ZM48 154L47 153H46V155L43 154V156H47L48 157ZM54 154H56V152ZM54 154H52V155H54ZM62 154L61 155L59 154L60 157L62 156ZM150 154H152V153H150ZM64 155H66V156L68 155V156L65 157ZM75 155H77V154H75ZM10 156H12V155L10 154ZM56 156H57V154H56ZM150 156H152V155H150ZM215 156H217V157H215ZM47 157H44V158L48 159ZM53 157H55V156H53ZM53 157H51V155H49L50 160L49 159L48 160L49 161H56ZM60 157H59V159H60ZM214 157H215V159H214ZM76 158H77V160L79 159L78 157H76ZM149 158H151V157H149ZM219 158H221V157H219ZM51 159H54V160H51ZM56 159H58V158L56 157ZM63 159H61V160L63 161ZM74 159H72L73 160V163L76 164V161L77 160L76 159L74 160ZM65 160L63 162H65ZM216 160H217V162H216ZM80 161H81V159H80ZM78 162L79 161H77V164H79ZM145 162H148V163H145ZM80 163L82 164V162H80ZM153 163H155V164H153ZM197 163L200 164L203 168L201 169V167L199 165H197ZM218 163H219V165H218ZM3 165H4V163H3ZM106 166H107V168H106ZM231 166H233V167H231ZM255 166L259 167L260 170L257 169V167H255ZM235 167L238 169L239 173H238V171H237V169ZM261 167L264 168V166H261ZM7 168L10 169V167H8V166H7ZM131 168L133 170H131ZM149 168H150V170L147 171ZM139 169H140V171H139ZM157 169H158L159 172L156 171ZM199 169H201L203 171H204V169H206V170L204 172L201 171V173H200L201 175L200 174L197 175V173L200 172ZM185 170L187 171V173H186L187 174V177H189V179H190V181H189V179L187 180L188 182L185 180V178L187 179V177H185L186 174L185 173H182V172H186ZM251 170H252V168H251ZM194 171H195V174H193ZM240 171H241V173H244V175L241 174ZM1 172H3V171H1ZM138 172H139V175H140V179L139 180H137L138 179ZM141 172L144 173V174L141 175L142 174ZM148 172H150V175H147L146 174ZM178 173L179 174L181 173V174L179 175ZM235 173L236 174L238 173V176L240 175L239 177L241 179H239V177H236L237 175ZM248 173H249V171H248ZM72 175H71V179L74 180V178H72L73 177ZM196 175H197V177H196ZM251 175H252V178L253 177H256L255 179H253L254 182L251 181L252 180ZM113 176H115V177H113ZM191 176H192V178H191ZM245 176H247V177H245ZM154 178L155 179L157 178L158 186L160 185L162 187L161 188L159 186L158 189H157V192H159L161 194V197L158 196V195H160L159 193L158 194L156 193L157 196L153 194L154 192H156V190H152V189H156L157 188V187L156 188H153V187H155V185H154L155 183H153V181L156 182V180ZM143 179H144V181H142ZM150 179L152 180V183L150 182L151 181ZM192 179H193V182H191ZM198 179H199V182L198 181H195V180H198ZM145 180H147L146 181L147 184H145ZM235 180L238 181V182H236ZM245 180H246V182L251 181V183L250 182L248 183V184H250V185H248L249 188L247 186L245 188V187H243L241 185V184H243V185L245 184L244 183ZM256 180H257V182L259 184L255 182ZM164 181L166 183L167 182L168 183L171 182V184H174L173 185V188L176 189L180 193L183 192V191L185 193V191L187 189L191 188V186H192L193 195L195 194L194 195L195 204L197 205V203L199 201H201V203L200 202H199L200 204L198 203V205H197L198 207L196 206L197 208L194 207L195 206L194 201H192V202L189 201V203L186 204V202H185L186 199H180L179 200V198L181 196H185L186 195V194L184 195L183 193H181V195L178 193L179 196H180L179 198L177 197L178 200L180 201L179 202L178 200H176L177 199L176 196H173L175 199L172 197V195L170 194L171 193L170 192V189L167 187V185H166V187H167V190L168 191L165 190L166 188L164 187L165 186L164 185V183H165ZM219 181H221V182H219ZM142 182H144V183H142ZM184 182H187L188 184L187 183L184 184ZM197 182L200 183V184H198ZM262 182H264V179L262 180ZM135 183H134L135 189L136 188L139 189L140 188L139 187L140 186L139 183L137 184L138 187L135 186L136 185ZM157 183H156V185H157ZM181 183H183V184H181ZM193 183H194V185L197 183L199 185V187H201V185H202L201 189L199 188L200 190L199 189L197 190L198 187L196 188V186H198V185H195L194 186ZM220 183L223 184V185H221ZM236 183H238V184H236ZM83 184H81V185L83 186ZM142 184H143V187H142ZM152 184H153V186H151L152 187V189H151L150 188V185H152ZM186 184H187V186H186ZM233 184H236V185H233ZM147 185H149V187ZM231 185H232V187H231ZM239 185H241L242 187L239 186ZM214 186H215V191L216 192H214ZM223 186L225 187L226 190H229L230 192L229 191L227 192L226 190H224V187ZM233 187H234V189H233ZM235 187L237 189L238 188H241V189H238V190H241V191L240 192H237V190H235L236 189ZM250 188L251 189L253 188L256 191L254 192ZM103 189H104V191H103ZM247 189H250V190H247ZM151 190L153 192H151ZM195 190L198 191V194L199 195L196 194L197 191H195ZM223 190L226 191V192H224ZM199 191H200V193H199ZM233 191H235V192H233ZM243 191H246V192H244L246 194V195H244L245 197L243 196V194H244ZM257 191H258V193H257ZM247 192H249V193H247ZM85 193H88V194H85ZM235 193H239V194H235ZM200 194L203 195L202 198H200L201 197ZM216 194H217V196H216ZM220 194H222V196H220ZM224 194L226 196H224ZM87 195H89V196H87ZM236 195H237V197H236ZM154 196H156V197H154ZM215 196H216V198H215ZM252 196H254V195H252ZM262 196H264V195H262ZM186 197H187V195H186ZM225 197H226V199H225ZM238 197H241V198L240 199H236ZM165 198L167 199V201L164 200V202H163V199H165ZM196 198L198 199L197 201H196ZM86 199H88V200H86ZM159 199H160V201L162 203L159 202ZM135 200H136V202H135ZM156 200H158V202L161 205L158 202H156ZM35 203H37V202L35 201L34 204ZM178 203H184V204H183V206L181 205V208H179L178 206H180V204L178 205ZM242 203L244 204L243 201H242ZM246 204L249 206V203H245V205ZM37 205H38V203H37ZM37 205L35 204L34 205L35 207L33 206L35 208V210H37V207L38 206L41 207L42 204H39L38 206ZM33 207H31V208L33 209ZM39 207H38V210L40 209ZM32 209H31V212L34 211V209L33 210ZM47 210L45 211L46 213H48ZM40 211H38V212L36 211L38 214L35 211H34L35 212L34 214L31 213L32 215H34V217H35V218L33 217L34 219H36V217H38L39 219H41L44 216H45V218H49L50 219L51 214L48 213V214H50V215H48L44 211H41L42 213L44 212V215L43 216H41V217L38 216V215H42V213H39ZM115 215H117L119 218L116 217ZM38 218L36 220H39ZM133 222H135V223H133ZM136 223L138 225H135ZM96 226H99V225H96ZM144 226H145V228H144ZM132 228L130 230H132ZM91 229H93V228L91 227ZM21 230L24 231V232L22 233ZM97 230H99V236H98V231ZM146 230L143 231V232L145 233ZM42 231L45 232V230H42ZM110 231L112 232L111 234H110ZM143 232H140V233H143ZM51 233L52 232H50L49 234H51ZM95 233H96V235H95ZM144 233H143V235H144ZM159 233H161V235H163L162 233H164V236L163 237H165V238H161V236H159ZM22 234H24V235L21 236ZM150 234H149V236H147L148 234H146V236L147 237H150L151 236ZM52 235H54V234H52ZM72 235H71V237H74L75 236V235H73V236ZM93 235L94 236H97L99 239L97 237H94ZM83 236H89V235L88 234H85ZM92 236L94 238H92ZM100 236H101V238H100ZM105 237H107V238H105ZM91 238L93 240H91ZM11 239L14 241L13 243H10L11 242L10 241ZM55 239H57V237ZM108 239H109V241H108ZM190 239H191L192 242L190 241ZM105 240H107L108 242H106ZM188 241L191 243V245H190V243H187ZM22 242H26L25 243L26 246H24V243H22ZM44 242L47 243L48 245L47 244L45 245ZM74 242H75V244H74ZM194 242H197V243L199 242L198 244L196 243L197 245L195 244V246H197L196 248L193 245ZM27 243H28V246L29 245L30 246L32 245V246L31 247L30 246L28 247L27 246ZM133 243H134V241H133ZM120 245H122L121 248L119 247ZM162 245L165 246V247H169L170 249L169 248H166L165 249V248L162 247ZM65 246H67V247H65ZM73 246L74 247H77V248L80 247L81 252L83 251L82 252L83 254L80 253V250L79 249L75 251L74 249H77V248H74ZM146 246H148L149 249L146 248ZM156 246H158V247H156ZM24 247H25V249H24ZM26 247H27V249H29L28 251H25V250H27ZM143 248H145V250ZM150 248L151 249L153 248V249L151 250ZM73 250H74V252H73ZM125 250H127V249L125 248ZM168 250L172 251L171 252V255L173 254L172 256L170 255V253H169V255H167L168 254L167 253ZM144 251H146V252H144ZM149 251L151 253H149ZM115 252H116V254H114ZM46 253L47 254H50L51 253V254L50 255H45ZM84 253L86 255H88V257L90 256L89 257L90 259L88 257L86 259V255L83 258ZM147 253H149V254H147ZM181 253H183V254H181ZM69 254L72 255V256H70ZM117 254H118V256H116ZM145 254H146V256H145ZM113 255H114L115 258L113 257ZM147 255H152V256H148V259L149 260H147ZM45 256H46V258H45ZM47 256H48V258H47ZM116 257H117V259H116ZM123 259H128V260H123Z\"/></svg>","mask_w":264,"mask_h":264},{"label":"built area","instance_id":"3","mask_svg":"<svg viewBox=\"0 0 264 264\" xmlns=\"http://www.w3.org/2000/svg\"><path fill=\"white\" fill-rule=\"evenodd\" d=\"M9 70V65L6 64L5 62L0 61V72H7ZM15 90L18 93L24 92V83L22 80H16L15 85H14Z\"/></svg>","mask_w":264,"mask_h":264}]
</instances>
